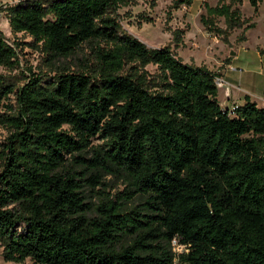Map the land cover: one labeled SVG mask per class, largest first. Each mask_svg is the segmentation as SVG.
Instances as JSON below:
<instances>
[{
    "label": "trees",
    "instance_id": "16d2710c",
    "mask_svg": "<svg viewBox=\"0 0 264 264\" xmlns=\"http://www.w3.org/2000/svg\"><path fill=\"white\" fill-rule=\"evenodd\" d=\"M241 1L204 3V28L221 33L215 18L240 27ZM133 4L19 0L3 9L48 72L28 69L20 87L0 77V95L15 98L0 112V258L264 264V106L244 96L222 107L218 73L127 34L118 11ZM18 48L0 33V67H19ZM68 59L73 66L59 63ZM105 177L124 189L109 195ZM99 186L89 203L86 191Z\"/></svg>",
    "mask_w": 264,
    "mask_h": 264
},
{
    "label": "rangeland",
    "instance_id": "374dc122",
    "mask_svg": "<svg viewBox=\"0 0 264 264\" xmlns=\"http://www.w3.org/2000/svg\"><path fill=\"white\" fill-rule=\"evenodd\" d=\"M19 0H0V33L9 44H19V67L9 70L0 67V77L9 84L20 87L23 76H28V69L32 73H47L48 67L39 51L31 46V39L21 33L13 34L3 9ZM232 0H198L190 6L170 8L173 0H134V4L121 8L118 13L122 29L145 44L147 48L168 46L175 54L188 64L205 65L208 69L218 72L227 64H231L224 78L226 84L218 88V102L225 108H230L226 102L227 92L233 93V100H242L248 95L259 106H264L261 97L264 93V0L257 1L256 11L249 0H242L234 7L240 11V27L227 29L223 18L213 19L219 34L209 33L201 22L205 15L204 3L210 7L222 3L229 4ZM253 24L254 27H246ZM178 33L179 41L174 35ZM73 66L69 61H59ZM75 69L74 67H72ZM234 68V70H233ZM150 73L155 71L152 66L146 67ZM13 95L3 99L0 95V112L5 105L15 106ZM8 132L0 126V143L7 137ZM98 144L99 140H94ZM108 186L104 187L109 195L121 192L124 186L119 181L109 177L104 178ZM95 190H87V201L97 204ZM96 191V192H95ZM175 252H178L177 249ZM0 264H15L4 262ZM23 264H30L26 260Z\"/></svg>",
    "mask_w": 264,
    "mask_h": 264
},
{
    "label": "crops",
    "instance_id": "0c3cea01",
    "mask_svg": "<svg viewBox=\"0 0 264 264\" xmlns=\"http://www.w3.org/2000/svg\"><path fill=\"white\" fill-rule=\"evenodd\" d=\"M231 64H227L225 65L224 68H222L220 71H218L217 73L220 74L222 77H224L226 75V72L229 70ZM226 80V79H225ZM244 96H248V95H244ZM244 96L243 99L241 100H233V93L229 91V93L227 92L226 94V102L225 103H230V108H232L233 106H238L241 105L244 102ZM249 97V96H248ZM250 98V97H249ZM264 99V93L263 96L261 97V101H263ZM251 100V99H250ZM252 101V100H251ZM255 102V101H253ZM257 104V102H255ZM264 103V102H263ZM221 105V104H220ZM258 105V104H257ZM222 107H224L223 105H221ZM259 106V105H258Z\"/></svg>",
    "mask_w": 264,
    "mask_h": 264
},
{
    "label": "built area",
    "instance_id": "2783aa9c",
    "mask_svg": "<svg viewBox=\"0 0 264 264\" xmlns=\"http://www.w3.org/2000/svg\"><path fill=\"white\" fill-rule=\"evenodd\" d=\"M233 70H234V68H233ZM214 83H215L216 87L220 88V87H222L223 85L226 84V80H225L224 77H222L220 74H218V76H216L215 79H214ZM263 102H264V99H263ZM173 245H174V244H173ZM176 249H177L178 252H180V251L182 250L181 247H176V246H175L174 251H175Z\"/></svg>",
    "mask_w": 264,
    "mask_h": 264
}]
</instances>
